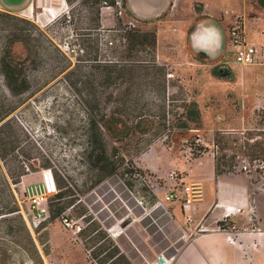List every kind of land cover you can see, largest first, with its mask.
I'll return each instance as SVG.
<instances>
[{
  "label": "rangeland",
  "instance_id": "374dc122",
  "mask_svg": "<svg viewBox=\"0 0 264 264\" xmlns=\"http://www.w3.org/2000/svg\"><path fill=\"white\" fill-rule=\"evenodd\" d=\"M119 1L121 6L116 0H0V10L35 23L70 62L39 92L58 69L54 47L24 66L28 92L11 95L0 77V115L11 112L0 123L6 124L0 136L6 146L0 152V199L7 181L25 219L26 185L55 165H62L68 177V196L49 201L51 209L65 203L62 214L51 215L35 230L27 225L33 248L23 246L17 221L0 219V264H97L107 253L95 256L105 236L132 264H185L189 237L182 238L176 218L158 205L169 189L170 174L176 172L182 181L186 173L173 161L191 167L198 159L214 157L220 171L246 174L264 186V67L235 65L226 41L238 20L249 44L264 45V0H210L221 6L211 14L204 12L208 0H183L161 22L138 20ZM202 22L222 33L219 52L194 50L191 35ZM3 27L0 20V33ZM131 29L156 32L153 55L145 46L132 48L125 38ZM193 41L209 46L199 34ZM14 51L25 58L21 47ZM106 66L112 68L109 77ZM121 69H126L123 77ZM186 103L196 107L199 117L184 128L180 115ZM108 116L121 117L128 136L119 144L106 137L116 170L94 186L97 173L82 158L81 148L91 133L89 122L100 125ZM144 119L152 121V128L139 123ZM63 217L80 232L66 229ZM117 232L121 234L115 237Z\"/></svg>",
  "mask_w": 264,
  "mask_h": 264
},
{
  "label": "crops",
  "instance_id": "0c3cea01",
  "mask_svg": "<svg viewBox=\"0 0 264 264\" xmlns=\"http://www.w3.org/2000/svg\"><path fill=\"white\" fill-rule=\"evenodd\" d=\"M208 1L204 4L205 14L220 11L221 6ZM148 2L149 7H145L140 0H128V10L138 20L161 22L163 16L174 15L183 0H148ZM191 40L192 46L194 43L198 45L193 41L192 35ZM226 41L228 52L233 54L234 48L228 43L227 35ZM221 48L222 46L220 50ZM262 107L264 108V105ZM172 165L186 172L180 182H200L205 190L204 200L188 208H184L180 200L165 203L167 213L173 219L176 218L182 229V238L189 237L185 247L187 252L184 257L185 264H264L262 182L255 184L243 173L217 175L214 157L198 159L191 167L185 164L177 165L175 161ZM146 168L153 172L150 165ZM156 168L159 169V166ZM171 187L170 181L169 189ZM169 189L164 193L162 201H165ZM237 209H241L242 212H237ZM219 222L224 223V229H220ZM182 225L185 227H181ZM228 233L235 236L233 242L228 239ZM120 234L117 232L114 236L118 237Z\"/></svg>",
  "mask_w": 264,
  "mask_h": 264
},
{
  "label": "trees",
  "instance_id": "16d2710c",
  "mask_svg": "<svg viewBox=\"0 0 264 264\" xmlns=\"http://www.w3.org/2000/svg\"><path fill=\"white\" fill-rule=\"evenodd\" d=\"M124 6L127 7L128 0H122ZM0 20L2 25V31L0 33V77L3 80L4 86L7 88L9 93L13 96H19L28 92L31 88L30 77L24 73V66L29 63H35L37 55H49L54 47L53 52L58 55L60 62H58V69L56 73L49 77L43 82L42 85L36 90L39 92L46 87L53 79L60 74L64 73L70 66V62L64 53L54 45L52 40L48 37L47 33L40 29L35 23L30 20L20 18L12 15L9 12L0 10ZM125 38L129 43H132V48L138 46H145L149 49L151 55H153L157 39L156 32H140L135 29L125 32ZM21 47L26 56L24 59H20L19 55L14 51L15 47ZM32 56H35L32 58ZM153 65L156 66V61L153 60ZM111 66L104 68L107 71V76L112 72ZM26 68V67H25ZM126 69H121L120 74L123 77ZM109 73V74H108ZM75 88L78 89L77 85ZM79 90V89H78ZM11 112H5L0 115V123H2ZM182 127L187 128L189 121H193V118L199 117V111L194 105L186 103L183 105V111L180 115ZM165 119V115L162 117ZM148 124L149 128H152V121L144 119L139 122ZM91 133L87 136L86 143L81 148V156L86 161L88 166L94 169L97 173V181L94 186L102 183L116 170V163L114 161V154L108 149L107 138L112 143H122L128 136V130L125 127V122L121 117L108 116L103 118L100 125L94 121L89 122ZM6 124L0 126V136L5 132ZM107 137V138H106ZM1 139V138H0ZM16 143H22L23 139L20 136L16 137ZM6 146L0 144V152L5 151ZM116 147L113 146V150ZM14 150V147H13ZM197 156V155H196ZM195 157V154H194ZM56 177L59 193L56 195L59 202L65 199L68 195L67 191V173L66 169L62 165H55L51 167ZM216 174H226L225 171L219 170V165L216 162ZM18 183V182H14ZM9 184L7 181L2 182V198L0 199V219L4 221L15 220L18 223L17 229L23 233L24 238L23 246L28 249L33 248L34 242L28 231L26 221L23 214H20V207L17 200L14 197L12 191H10ZM8 189V190H7ZM9 192H7V191ZM70 204H75L76 201H71ZM66 206L61 209L50 208L52 217H58L65 210ZM20 212V213H19ZM218 226L220 229H224V223L219 222ZM100 241H103L98 251L95 253L96 258L102 253H106L105 257L97 260V264H132L131 261L126 257L115 243L109 239L108 236L103 237ZM111 248V249H110ZM109 250V251H108Z\"/></svg>",
  "mask_w": 264,
  "mask_h": 264
},
{
  "label": "built area",
  "instance_id": "2783aa9c",
  "mask_svg": "<svg viewBox=\"0 0 264 264\" xmlns=\"http://www.w3.org/2000/svg\"><path fill=\"white\" fill-rule=\"evenodd\" d=\"M116 4L121 6L119 0H116ZM227 38L228 43L234 48L233 61L235 64L240 66L261 64L264 66V45L249 44L246 39L244 25L238 20L228 29ZM109 45L113 46L114 42L109 41ZM192 155L193 154L189 153L186 157V161H191ZM244 169L247 170V166H244ZM134 176L145 184L153 186L152 181L141 173H136ZM170 181L172 182V187L169 189L165 201H159L158 203L166 212H168L165 205L166 202L180 200L183 207L188 208L204 200L205 190L202 183H182L178 180V174L176 172L170 174ZM59 191L56 177L52 169L41 171L39 181L26 185L23 196L27 203L29 213H24V216L29 229H37L43 222L51 217L49 201L52 197H55ZM237 212H242V210L237 209ZM62 221L66 229L80 232V227L75 230V223L69 217H63ZM228 239L233 242L231 233H228Z\"/></svg>",
  "mask_w": 264,
  "mask_h": 264
},
{
  "label": "clouds",
  "instance_id": "9594fccd",
  "mask_svg": "<svg viewBox=\"0 0 264 264\" xmlns=\"http://www.w3.org/2000/svg\"><path fill=\"white\" fill-rule=\"evenodd\" d=\"M198 34L207 39L209 46L202 47L194 43V50L203 51L207 55H212L216 52H219L223 43V35L214 24L202 22L201 24L197 25L192 33V36L195 37Z\"/></svg>",
  "mask_w": 264,
  "mask_h": 264
},
{
  "label": "bare ground",
  "instance_id": "6f19581e",
  "mask_svg": "<svg viewBox=\"0 0 264 264\" xmlns=\"http://www.w3.org/2000/svg\"><path fill=\"white\" fill-rule=\"evenodd\" d=\"M140 1L144 4L145 7H149L150 4H149L148 0H140ZM160 264H167V263L165 261L164 262L163 261L162 262L160 261Z\"/></svg>",
  "mask_w": 264,
  "mask_h": 264
}]
</instances>
